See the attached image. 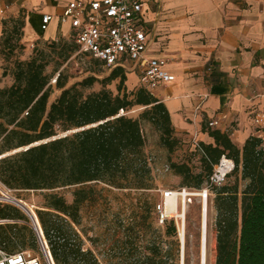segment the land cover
<instances>
[{"label":"trees","instance_id":"16d2710c","mask_svg":"<svg viewBox=\"0 0 264 264\" xmlns=\"http://www.w3.org/2000/svg\"><path fill=\"white\" fill-rule=\"evenodd\" d=\"M4 33L2 29L0 54L5 61L9 37ZM49 45L55 53V69L76 47L75 43L68 47L62 38ZM82 54L97 68L89 67L86 75L70 84L58 70L53 83L59 92L51 101L46 72L50 60L41 50H32L25 60L15 58L10 73L4 66L1 72L10 80L0 87V182L11 189L41 193L42 203L34 217L53 264H99L82 247L75 230L80 207L92 197L94 184L148 188L150 168L143 151L142 120L155 127L168 152L179 141L161 101L140 86L127 91L120 67L98 77L101 61ZM114 79L112 94L105 85ZM94 82L100 84L97 90L83 91ZM135 106L142 107L137 116H128L126 112ZM201 131L212 142L197 141L199 153L191 144L188 148L198 157L199 171L192 173L184 162L168 161V167L181 177L182 186L199 188L221 155L232 160L235 179L213 187L214 264H264V128L245 138L240 147L226 132L208 125L201 126ZM237 177L243 181L240 189ZM67 187H71L70 202L57 192ZM0 220L26 221L9 204H0ZM13 229L15 224L0 225V245L12 243ZM164 234L175 235L172 223L165 226ZM141 248V264H162L157 243ZM2 250L13 253V246Z\"/></svg>","mask_w":264,"mask_h":264},{"label":"crops","instance_id":"0c3cea01","mask_svg":"<svg viewBox=\"0 0 264 264\" xmlns=\"http://www.w3.org/2000/svg\"><path fill=\"white\" fill-rule=\"evenodd\" d=\"M68 1L0 0V36L11 20L21 22L31 37L70 33L56 19ZM42 13L52 15L43 31ZM140 23L146 35L144 56L165 57L164 68L173 76L150 94L164 104L176 137L210 143L201 126L211 120L216 121L211 127L226 132L237 147L258 134L252 118H264V0H142ZM2 62L0 54V87L10 80L1 76ZM114 67L124 71L129 90L139 86L132 62Z\"/></svg>","mask_w":264,"mask_h":264},{"label":"rangeland","instance_id":"374dc122","mask_svg":"<svg viewBox=\"0 0 264 264\" xmlns=\"http://www.w3.org/2000/svg\"><path fill=\"white\" fill-rule=\"evenodd\" d=\"M17 20L8 21L5 24V36L9 37L5 51L7 60H3L2 67L7 73L11 71L12 62L28 59L32 50H41L49 57L50 63L46 72L50 74L49 84L51 91L48 100L51 101L58 90L54 87L53 78L58 70L67 76V84L79 80L88 73V68H97L95 65L87 63L88 56H84L77 46L69 53L68 57L55 69V53L52 52L49 41L62 38L67 42V46H73L74 42L68 32L57 30L52 38L44 39L39 36H29L24 34ZM52 58V59H50ZM98 77L105 76L109 70L100 67ZM117 79L105 85L112 94L116 92L115 84ZM127 82L132 84L129 75ZM9 83V81H8ZM124 87L128 91L124 81ZM100 87L98 82H94L89 87L83 89L84 92L94 91ZM138 87L137 84L133 88ZM142 107L135 106L126 112L128 116L136 117ZM141 133L144 139L143 151L147 164L150 168L148 188H113L101 183L93 185L92 197L82 203L79 210V222L75 227L76 232L82 240V247L89 249L99 264H141L143 257L142 245L155 242L159 247V255L162 264H202L201 256V229L203 217L201 215V199L197 196L191 198L189 203H185L183 208L178 209V213L183 214L182 235L170 237L164 234L165 226L169 223L174 225L173 219H168L165 225L155 224L152 207L159 199L161 190H176L182 186L181 177L173 173L168 167V161L184 162L189 166L192 173L199 171V162L196 154L189 151L190 141H179L168 152L159 142L158 131L149 122H140ZM235 174L231 173L223 184H231L235 179ZM238 189L243 185V181L237 177ZM216 188H211L206 198L205 210V258L204 264H214L215 232L213 228L214 209L213 198ZM60 193L66 202L71 200V187L59 188ZM12 196L21 200L34 215V211L40 209L42 195L39 191L16 190ZM11 206V204H9ZM22 216L23 220H0L1 227L6 224H15L12 230V243H4L2 247L13 246L15 251H29L35 255L39 254L38 246L26 213L18 206H11ZM30 213V215H31ZM179 226V222H177ZM25 227V228H22ZM133 227V228H130ZM27 231L32 238L28 237ZM180 238V239H179Z\"/></svg>","mask_w":264,"mask_h":264},{"label":"built area","instance_id":"2783aa9c","mask_svg":"<svg viewBox=\"0 0 264 264\" xmlns=\"http://www.w3.org/2000/svg\"><path fill=\"white\" fill-rule=\"evenodd\" d=\"M141 7L142 0H70L56 15V19L59 24L67 25L78 50L101 61L105 69L132 62L138 70L139 86L151 93L159 85L170 82L173 76L164 68L167 63L165 57L144 56L146 35L140 23ZM51 19V14L42 13L39 29L45 30ZM201 100L202 97L195 104V111L199 110ZM252 122L257 126V130L264 128L262 115H254ZM215 124V120L207 122L210 127ZM190 144L200 152L196 140L191 138ZM232 169V160L221 155L199 188L179 186L174 191L161 190L160 197L153 206L155 224L162 226L171 218L177 235L179 231L182 235L183 214L178 213V209L197 196L201 199V215L204 214L205 218L209 190L223 184ZM13 190L0 182V204L18 207L19 203H23L12 196ZM172 195L174 215L168 216L165 213L164 200ZM30 213V210L26 212V217L34 233L39 254L35 255L29 251L7 253L0 248V264H53L36 219Z\"/></svg>","mask_w":264,"mask_h":264},{"label":"bare ground","instance_id":"6f19581e","mask_svg":"<svg viewBox=\"0 0 264 264\" xmlns=\"http://www.w3.org/2000/svg\"><path fill=\"white\" fill-rule=\"evenodd\" d=\"M165 213L168 216L174 215V198L173 195L165 198ZM18 206L26 213L29 209L25 206L24 203H19ZM203 222H202V229H201V256H202V264H204L205 258V242H206V230H205V218L204 214H202Z\"/></svg>","mask_w":264,"mask_h":264},{"label":"water","instance_id":"95a60500","mask_svg":"<svg viewBox=\"0 0 264 264\" xmlns=\"http://www.w3.org/2000/svg\"><path fill=\"white\" fill-rule=\"evenodd\" d=\"M33 144H35V143H33ZM18 149H20V148H18ZM18 149L12 150L11 152L17 151Z\"/></svg>","mask_w":264,"mask_h":264}]
</instances>
